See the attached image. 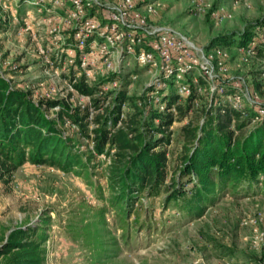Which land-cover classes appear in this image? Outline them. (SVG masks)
<instances>
[{"label":"rangeland","instance_id":"1","mask_svg":"<svg viewBox=\"0 0 264 264\" xmlns=\"http://www.w3.org/2000/svg\"><path fill=\"white\" fill-rule=\"evenodd\" d=\"M4 4L0 6L1 70L15 81L44 79L43 66L33 54L28 36L19 40L16 35L23 24L20 18L30 6L18 3V7L13 0H6ZM17 7L18 12L14 13ZM157 8V23L170 25L207 53L215 47L208 45L212 37L238 35L249 25L254 26L255 38L264 44V0L236 3L233 0H158ZM41 34L45 47L53 48L52 52L61 57L59 68H69L71 56L63 44L68 32L48 36L41 31ZM227 47L229 78L244 80L250 85L263 81L264 54H258L255 48L241 51L234 46ZM127 59L130 61L119 60V69L110 80L107 79L110 72H92L89 83L99 85L93 97L105 95L106 98L98 109L90 107L87 137L68 123L62 126L64 135L75 139V149L88 162V178L53 167L24 164L8 185L0 183V223L10 228L39 224L40 219L47 218L44 264H264V192L260 185L248 193L243 190L235 193L230 188L217 190L214 203L206 204L201 213L193 216L169 207L163 190L156 196H150L147 190L133 194L135 198L130 204H123L122 212L111 207L109 200L114 194L109 186V173L118 158L116 150L108 146L101 154L94 150L95 115L114 107L119 90L131 99L130 104L125 102L121 106L120 118L124 121L136 114L139 124L149 118L152 110H157L153 105H139L154 86L153 73ZM56 81L69 100L72 99L73 107L90 104V98L80 101L67 77L61 75ZM253 89L264 105V90ZM199 97L201 106H194L184 118L174 108L175 121L169 129L172 140L166 147L169 173L183 151L179 130L190 121L199 122L201 108L209 105L207 91ZM185 101L186 98L179 96L177 103L184 105ZM253 126L236 135L244 137ZM168 183L166 180L165 185ZM192 185L187 180L182 182L186 192ZM251 219L257 224L246 223Z\"/></svg>","mask_w":264,"mask_h":264},{"label":"trees","instance_id":"2","mask_svg":"<svg viewBox=\"0 0 264 264\" xmlns=\"http://www.w3.org/2000/svg\"><path fill=\"white\" fill-rule=\"evenodd\" d=\"M2 26L0 20V32ZM253 28L249 25L238 35H216L208 45L248 49L255 37ZM256 40L254 48L258 54H264V44ZM65 77H71L73 88L87 95L90 104L73 107L65 100L54 99L34 102L31 92L0 74L1 184L8 185L14 173L27 163L88 178L89 164L75 149V139L64 135L62 126L68 123L87 137L90 107L98 109L106 97H93L99 85L89 83L84 76L76 77L73 67ZM225 87L226 93L233 91L230 83ZM252 87L262 89L261 82ZM196 97L200 98L193 92L184 105L178 104L179 95L171 87L163 96L165 109L152 110L149 118L139 125L136 114L127 121L120 118L122 104H130L131 99L119 90L114 107L95 115L94 150L101 154L108 146L116 150L118 158L109 173V186L114 194L109 200L112 208L122 212L123 204H130L134 195L147 190L150 196H156L163 190L169 207L193 216L201 213L206 204L214 203L217 190L230 188L235 193L239 190L248 193L260 185L264 192V116L259 117L250 106L233 107L220 95L214 97L211 105L201 108L199 122L190 121L179 130L183 151L169 173L166 147L172 140L169 129L175 121L174 111L184 118L194 107ZM55 106L58 109L52 111L51 117L50 110ZM120 123L124 125L117 127ZM249 125L254 126L247 135L242 138L236 135ZM183 180L193 184L189 192L182 186ZM39 222L10 228L0 223V264H44L48 221L45 218Z\"/></svg>","mask_w":264,"mask_h":264},{"label":"built area","instance_id":"3","mask_svg":"<svg viewBox=\"0 0 264 264\" xmlns=\"http://www.w3.org/2000/svg\"><path fill=\"white\" fill-rule=\"evenodd\" d=\"M5 1L0 0L1 7ZM13 1L18 7V3L30 6L25 16L20 18L23 24L16 35L19 40L28 36L31 50L43 66L44 79L29 82L7 78L1 70V50L0 74L12 84L31 92L34 102L54 99L65 100L72 105V99L69 100L59 87L57 77L67 75L71 67L76 77L84 76L88 81L95 70L116 74L120 61L123 59L129 62V57L139 66L147 67L154 76V86L146 92V98L139 105H153L157 110H164L163 96L170 86L182 98H187L193 92L199 96L207 91L209 105L215 96L220 95L233 107L250 106L259 117L264 116V105L258 101L257 91L252 85L227 76V61L230 58L227 49L215 46L207 53L203 47L197 46L170 25L157 23L158 0ZM233 1L236 3L243 0ZM18 7L13 9L14 13L18 12ZM41 31L48 36L61 31L68 32L63 44L64 50L71 56L69 68H59L61 57L52 52L53 48L45 47ZM256 42L254 37L247 50L254 48ZM227 83L233 86L230 93L225 91ZM261 88L264 90V79ZM73 91L81 102L88 100L87 95L79 93L75 88ZM199 104V99L194 98V106ZM80 105L83 107L86 104ZM57 109L55 106L50 110L51 117L52 111ZM246 223L257 224L255 219Z\"/></svg>","mask_w":264,"mask_h":264}]
</instances>
